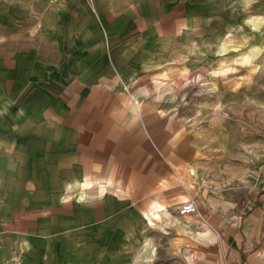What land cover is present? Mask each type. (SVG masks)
Here are the masks:
<instances>
[{
  "label": "crops",
  "instance_id": "obj_1",
  "mask_svg": "<svg viewBox=\"0 0 264 264\" xmlns=\"http://www.w3.org/2000/svg\"><path fill=\"white\" fill-rule=\"evenodd\" d=\"M184 4L0 0L3 234L14 227L63 253L78 233L80 264H120L121 252L154 264V229L192 199L188 231L176 223L160 243L164 264H264V193L245 200L215 181L199 142L160 105L164 89L152 88L168 57L196 64L183 61Z\"/></svg>",
  "mask_w": 264,
  "mask_h": 264
},
{
  "label": "rangeland",
  "instance_id": "obj_2",
  "mask_svg": "<svg viewBox=\"0 0 264 264\" xmlns=\"http://www.w3.org/2000/svg\"><path fill=\"white\" fill-rule=\"evenodd\" d=\"M183 3L192 14L191 33L182 42L183 61L188 58L196 64L174 67L180 57H168L172 66L154 78L152 88L155 93L164 89L160 105L184 124L189 138L199 142L215 181L252 200L264 193V0ZM240 172L244 176H238ZM103 184L125 191L119 185ZM180 205L168 211L167 225L153 231L151 240L158 247L154 264L168 261L160 243L173 235L175 224L187 229L192 223L188 218L193 213L179 214ZM12 228L3 234L0 226V264H68L67 257L70 264H80L78 233L65 237L68 245L63 253L61 242H51L47 252L44 242L33 241L29 233L16 234ZM124 256L121 252L120 264H128ZM135 264H142L141 260Z\"/></svg>",
  "mask_w": 264,
  "mask_h": 264
},
{
  "label": "built area",
  "instance_id": "obj_3",
  "mask_svg": "<svg viewBox=\"0 0 264 264\" xmlns=\"http://www.w3.org/2000/svg\"><path fill=\"white\" fill-rule=\"evenodd\" d=\"M124 88H127V85H123ZM197 211V205L194 200H187L184 203H182L179 207V213L180 214H190Z\"/></svg>",
  "mask_w": 264,
  "mask_h": 264
},
{
  "label": "bare ground",
  "instance_id": "obj_4",
  "mask_svg": "<svg viewBox=\"0 0 264 264\" xmlns=\"http://www.w3.org/2000/svg\"><path fill=\"white\" fill-rule=\"evenodd\" d=\"M212 186V185H211Z\"/></svg>",
  "mask_w": 264,
  "mask_h": 264
}]
</instances>
